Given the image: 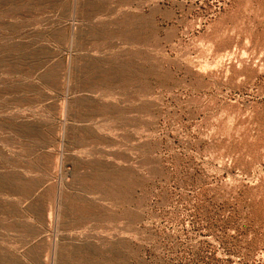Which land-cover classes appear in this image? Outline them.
<instances>
[{
	"label": "rangeland",
	"instance_id": "rangeland-1",
	"mask_svg": "<svg viewBox=\"0 0 264 264\" xmlns=\"http://www.w3.org/2000/svg\"><path fill=\"white\" fill-rule=\"evenodd\" d=\"M0 264H264V0H0Z\"/></svg>",
	"mask_w": 264,
	"mask_h": 264
}]
</instances>
